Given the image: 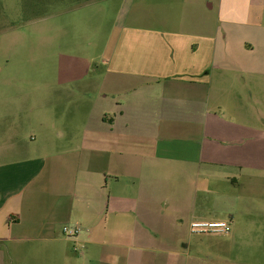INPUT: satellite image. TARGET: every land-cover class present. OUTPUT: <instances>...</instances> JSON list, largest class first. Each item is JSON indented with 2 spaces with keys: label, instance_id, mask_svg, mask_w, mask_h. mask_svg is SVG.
<instances>
[{
  "label": "crops",
  "instance_id": "0c3cea01",
  "mask_svg": "<svg viewBox=\"0 0 264 264\" xmlns=\"http://www.w3.org/2000/svg\"><path fill=\"white\" fill-rule=\"evenodd\" d=\"M226 21L123 28L104 73L59 76L94 104L44 153L0 136V264H242L264 244V27Z\"/></svg>",
  "mask_w": 264,
  "mask_h": 264
},
{
  "label": "rangeland",
  "instance_id": "374dc122",
  "mask_svg": "<svg viewBox=\"0 0 264 264\" xmlns=\"http://www.w3.org/2000/svg\"><path fill=\"white\" fill-rule=\"evenodd\" d=\"M192 17L214 24L252 19L264 27V0H0V136L44 153L49 124L59 127L79 116L74 111L81 102L87 112L94 104L89 89L78 94L76 82L65 86L60 75L87 71V82L104 73V48L123 28L172 29ZM65 56L87 58L88 66L81 69L73 65L77 58L67 62ZM66 88L73 97L65 99ZM261 90L263 95L264 82ZM261 111L264 116L263 104ZM251 253L242 264H264V244Z\"/></svg>",
  "mask_w": 264,
  "mask_h": 264
},
{
  "label": "built area",
  "instance_id": "2783aa9c",
  "mask_svg": "<svg viewBox=\"0 0 264 264\" xmlns=\"http://www.w3.org/2000/svg\"><path fill=\"white\" fill-rule=\"evenodd\" d=\"M191 231L199 234H228L231 231V227L227 222L222 221H195L191 223ZM64 236L68 238H76L81 232L79 226L66 225L62 228Z\"/></svg>",
  "mask_w": 264,
  "mask_h": 264
}]
</instances>
